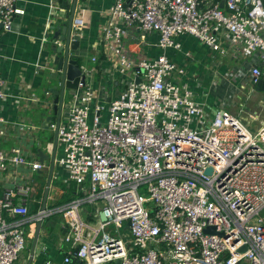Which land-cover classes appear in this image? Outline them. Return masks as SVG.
Instances as JSON below:
<instances>
[{
  "label": "built area",
  "instance_id": "obj_1",
  "mask_svg": "<svg viewBox=\"0 0 264 264\" xmlns=\"http://www.w3.org/2000/svg\"><path fill=\"white\" fill-rule=\"evenodd\" d=\"M222 2L223 8L199 0H114L102 42L131 82L112 100L87 79L69 91L64 121L50 128L62 147L57 163L78 196L31 215L32 180L4 190L0 264L17 261L25 225L54 214L69 245L65 264H264V122L251 131L223 111L207 121L181 82L184 68L164 54L180 51L175 38L188 34L221 57L256 60L250 69L256 86L264 65V0ZM23 14L16 0H0L3 30ZM72 25L77 31L83 24ZM133 32L139 45L156 34L154 46L163 53L129 57L122 39ZM81 70L86 78L92 71ZM2 83L0 72V99ZM20 166L42 168L18 150L0 152V175Z\"/></svg>",
  "mask_w": 264,
  "mask_h": 264
},
{
  "label": "crops",
  "instance_id": "obj_2",
  "mask_svg": "<svg viewBox=\"0 0 264 264\" xmlns=\"http://www.w3.org/2000/svg\"><path fill=\"white\" fill-rule=\"evenodd\" d=\"M62 1L16 0V6L24 10V14L14 18L9 31L0 27V72L3 81V98L0 99L3 135H0V152L11 155L12 150H18L30 162L39 163L40 151L48 160L53 152L55 130L50 125H55L56 115L50 107L45 106L51 100L46 94L48 86L44 77L47 74L43 68L48 59L45 36L50 33L52 23L64 22L59 13L67 14L68 11L61 10ZM199 1L204 6L216 4L211 0ZM221 2H218L219 7ZM113 3L114 0H78L75 19L82 22L80 31L83 35L79 50L72 53L82 68L93 71L87 77L91 88L108 92L111 100L117 98L131 82L129 75H120L116 71V63L102 42V27ZM136 35L138 32H133L131 36L122 39L124 51L129 57L154 58L163 53L154 46L158 39L156 34L148 35L141 45L135 42ZM175 41L180 44L181 50L168 49L164 54L184 68L181 82L193 91L196 101L204 107L207 121L217 111H223L238 117L251 131L257 130L259 122H264V65L257 87L250 82V69L256 60H234L231 55L221 57L188 34L176 37ZM55 43L59 44L58 41ZM93 57L96 58L95 62L92 61ZM68 99L59 123L64 121ZM47 118H50L49 121ZM62 155V147L57 140L54 171L45 209L53 210L59 202L75 198V195H67V190L63 188L74 186V183L68 180L66 169L57 163ZM48 165L49 161L37 171H31L25 166L8 168L0 175V195L14 184L32 180L29 210L33 215L42 207ZM74 191L76 193V186ZM41 223L42 253L30 259V243L36 228V223H30L24 228L25 248L14 264H65L63 258L69 245L63 239L61 216L54 214Z\"/></svg>",
  "mask_w": 264,
  "mask_h": 264
},
{
  "label": "water",
  "instance_id": "obj_3",
  "mask_svg": "<svg viewBox=\"0 0 264 264\" xmlns=\"http://www.w3.org/2000/svg\"><path fill=\"white\" fill-rule=\"evenodd\" d=\"M77 2L78 0H64L60 3L61 10H68L66 11L67 14L64 12L59 13L60 18L63 19L64 22L61 24H57L56 22L52 23L49 27L50 33L45 36L48 42L45 49L47 51L48 59L45 67L43 68V72L47 74V76L44 77L46 85L48 86L46 94L48 99L51 100V103L47 102L45 106L47 108L50 107L53 114L56 115V128L59 125V118L69 91L75 90L79 83L84 85L85 80L87 79L86 76L82 74L79 60L72 57V53L79 50L82 39L81 36L83 35L80 30H73L72 25L76 20L75 11L77 10ZM220 8H223V2H221ZM56 41L59 42L58 45L55 43ZM47 119L49 121L50 118ZM56 146L57 129L54 131L53 152L49 160L45 158V154L41 151L38 152V161L42 166H44L45 162L49 161L41 210L45 209V204L50 190V184L54 171ZM210 173L211 169H207L206 174ZM99 219L101 221H105V216L102 212L99 213ZM41 228L42 223L37 222L34 236L30 243V259H33L35 255L38 256L42 253L41 250L43 247V240L41 236ZM205 233H213V228L206 229Z\"/></svg>",
  "mask_w": 264,
  "mask_h": 264
},
{
  "label": "trees",
  "instance_id": "obj_4",
  "mask_svg": "<svg viewBox=\"0 0 264 264\" xmlns=\"http://www.w3.org/2000/svg\"><path fill=\"white\" fill-rule=\"evenodd\" d=\"M212 1V3H218V2H220V0H211ZM64 189H66L67 190V195H69V196H73V195H75L74 197V199H76L77 198V196H78V194H76L75 193V191H74V188H75V184H74V186H70V187H63ZM74 199H68L67 198V200L65 199V201H63V202H59L58 203V205H56V207L55 208H59V207H63V206H65L66 204H68V203H70L71 201H73ZM31 214V213H30Z\"/></svg>",
  "mask_w": 264,
  "mask_h": 264
},
{
  "label": "rangeland",
  "instance_id": "obj_5",
  "mask_svg": "<svg viewBox=\"0 0 264 264\" xmlns=\"http://www.w3.org/2000/svg\"><path fill=\"white\" fill-rule=\"evenodd\" d=\"M86 56H88V55H86ZM68 98H69V97L67 96L66 99H68Z\"/></svg>",
  "mask_w": 264,
  "mask_h": 264
}]
</instances>
